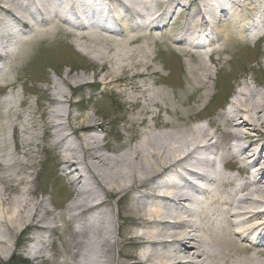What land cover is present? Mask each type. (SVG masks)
I'll use <instances>...</instances> for the list:
<instances>
[{"label": "bare ground", "instance_id": "bare-ground-1", "mask_svg": "<svg viewBox=\"0 0 264 264\" xmlns=\"http://www.w3.org/2000/svg\"><path fill=\"white\" fill-rule=\"evenodd\" d=\"M97 1H1L0 83L17 70L25 46L60 34L58 22L75 26L83 31L80 35L93 41L96 34L83 23L95 22L96 17L84 15L94 12L102 31L108 32L111 19L120 23L116 27L120 37L115 41L128 58L132 55L128 49L145 36L143 30L155 28L151 32L163 37L182 62L184 79L178 94L182 98L174 96L171 102L163 91L151 93L158 114L151 117L152 126L145 119L140 121L150 133L117 153L120 148L102 145L106 135H98L100 129L107 132L110 119L99 124L88 115L80 119L64 109L63 104H74L62 90L51 94L45 129L51 131L58 170L67 178L74 197L63 214L64 224L61 217L43 220V202H33L30 215L25 216L32 191L30 181L17 169L32 171L34 166L14 157L22 148L20 135L29 136L21 143L26 148L24 155L32 157L37 125L34 120L29 127L19 128L10 122L14 154L6 151L5 142L0 146V248H8L5 234L12 237L23 227L34 230L35 244L29 252L33 260L43 258L39 247L44 238L69 230L72 245L67 255L76 264H264V98L243 78L228 113L214 120L202 116L216 94L220 74L230 63L228 54L237 45L251 46L264 34V0H102L101 6L94 5ZM214 1L221 8L219 14L213 10ZM204 37L209 40L208 59L199 47ZM4 42L14 43L9 51ZM121 61L107 60L105 64L113 67L102 68L104 74H98L94 84L102 85L100 95L113 96L114 91L128 88L138 93L129 103L140 106L150 91L146 81L155 78L152 85L158 86L161 72L152 61L128 65ZM133 70L138 71L130 75ZM80 79V88L93 86ZM137 79L145 83L139 85ZM62 83L69 86L72 80L64 78ZM221 84L225 86L226 80ZM95 93L89 100H94ZM16 100V95L6 98L1 119L13 114L21 120ZM162 113L171 120H163ZM203 119L206 127L199 124ZM72 136L77 146L70 142ZM102 150L115 153L114 157L100 154ZM19 186L25 187L22 196L9 200L6 193ZM113 199L121 205L115 221L110 211ZM258 230L263 247L256 250L249 236Z\"/></svg>", "mask_w": 264, "mask_h": 264}, {"label": "rangeland", "instance_id": "rangeland-1", "mask_svg": "<svg viewBox=\"0 0 264 264\" xmlns=\"http://www.w3.org/2000/svg\"><path fill=\"white\" fill-rule=\"evenodd\" d=\"M1 1L3 0H0V3H2ZM176 12H180V10ZM58 25L60 26L57 31L60 34L54 36V38L52 36L25 46L22 51L23 57L18 64L15 63L18 65L17 70L13 71L6 82L0 83V115L5 111L4 101L6 96L10 98L14 95L17 96L14 106L18 108L21 115L20 121L15 119L13 114L9 116V119L0 118V128L3 129L2 131L0 129V146L3 141L7 145L6 151L10 153L14 151L15 142L12 138L13 129L10 122L18 124L19 128H22V126L29 127L31 121H36L37 130L35 131L36 139L34 140L35 146L32 149V157L24 155L26 148L22 149L23 144L21 142L28 135H24L23 138L20 135L21 141L19 143L22 148L19 154L14 157V160H19L25 165L34 166L32 171L28 169L24 172L21 168L17 169L23 173L22 176L26 177L27 181H30L29 187L32 191V195L29 197L31 205L24 213L25 216L30 215L33 202L37 201V204L43 202L46 212V214L43 213V220L49 222L54 217H61L64 224L63 214L74 197L69 184L66 183L67 178L58 170L56 151L53 150L54 148L51 144V131L48 132L45 129V121L50 117L51 106L49 102L52 98L51 94H56V89L62 90L67 97L72 99L74 104L73 106L63 104L64 109L70 110L69 112L72 115L80 119L88 115L89 118H92L98 124L103 123V119H110L107 132L100 129L98 130V135L100 137L106 135L102 145L108 143L110 146H114L115 149L120 148L117 153H122L134 146L137 139L144 137L142 134L145 132L150 133L148 129H144L140 125V121L145 119L148 125L152 126L154 122L151 121V117L158 114V109L153 104L154 98L150 94L163 91L171 101L174 96L179 97V89H181L180 86H183L182 81L184 78L181 72V60L177 59L170 51L163 37L155 39L148 33V29L147 31L143 30L145 36L142 40L128 49L129 52H132L131 57L128 58L121 53L120 48L116 45L117 42L115 40H119L120 36H111L96 28H90L89 30H92L96 35L93 41H89L79 34L83 31H77L72 26L65 25L62 22H58ZM64 32H68V34H64ZM102 36L109 37L112 40ZM237 46L232 49V53L228 54L230 63L224 67V71L220 74L222 77L218 76L220 79L219 86L215 90L216 98L202 114L209 120L218 119L224 113L225 103H228V98L235 93L238 84L242 82L243 78L254 91L264 98V54L262 53V48H258V46L256 48ZM114 59L123 60L121 61L123 65L152 61L154 68L161 72V81L159 80L160 84L158 86L152 85L156 81L155 78L146 81L150 91L147 93L146 98H143L140 106H131L129 103L130 97L133 95L137 96L138 93H132L128 88L124 91L119 89L114 91L113 96L112 94L98 95L100 92L99 88L102 85L94 84L99 79L97 75L104 74V72L100 73L102 68L106 71H108V68H112L113 65H107L105 62L107 60L113 61ZM213 69L215 68H212V71ZM137 71L133 70L130 75ZM121 76H124V74ZM64 78H70L72 84L69 86L64 85L62 83ZM80 78L86 80L88 85L93 86L80 88L77 86V81H81ZM108 78L111 79L110 77ZM223 79L226 80L225 86L221 84ZM136 83L143 85L145 81L137 79ZM9 86L14 87L11 89ZM95 91H97V94ZM93 93H95L94 100L93 98L89 100V97L94 95ZM159 102L166 104L163 100H159ZM142 110L149 111V114L141 113ZM161 116L163 120H171L164 113ZM113 118L117 120L116 124L111 122ZM133 120L136 126L132 124ZM128 121H130V124ZM199 124L206 127L205 119L201 122L199 121ZM129 127L133 128L134 131H127L126 133L125 129L127 130ZM154 131L156 133L159 132L158 130ZM130 135L134 138H130ZM70 142L77 146L73 136L70 138ZM1 152L0 150V155ZM100 154L106 157H114L115 153H108L106 150H102ZM1 174H3V171L0 170V176ZM80 174L85 175L81 170ZM24 188L19 186L17 190L14 192L9 191L5 196L9 200L22 196V189ZM112 204L114 205L110 207V211L113 221H115L121 205L117 204L116 199H113ZM37 208L42 211L40 206H37ZM62 223L60 222L58 225H62ZM113 229L115 232V225H113ZM63 231L60 236L54 233L47 234L49 237L42 240L39 248L41 250L40 256L43 258H39L40 260H33L29 254L35 244V241H33L34 230L26 229L24 231L22 227L12 237L5 234L8 248H0V264H17L19 260H23L25 264H64L65 262L76 264L72 263L67 255L72 245L69 230ZM116 239L119 240V238ZM53 243L55 245H52ZM117 251H115V258H118ZM14 259L16 260L12 261Z\"/></svg>", "mask_w": 264, "mask_h": 264}, {"label": "trees", "instance_id": "trees-1", "mask_svg": "<svg viewBox=\"0 0 264 264\" xmlns=\"http://www.w3.org/2000/svg\"><path fill=\"white\" fill-rule=\"evenodd\" d=\"M16 259L12 260L15 261ZM17 264H25V262L23 260H19V262H17Z\"/></svg>", "mask_w": 264, "mask_h": 264}]
</instances>
